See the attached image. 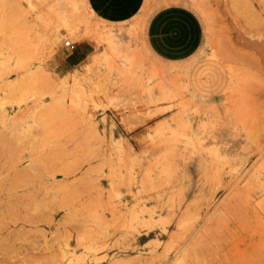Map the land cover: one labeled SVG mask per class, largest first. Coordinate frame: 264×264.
I'll return each instance as SVG.
<instances>
[{
  "label": "rangeland",
  "instance_id": "374dc122",
  "mask_svg": "<svg viewBox=\"0 0 264 264\" xmlns=\"http://www.w3.org/2000/svg\"><path fill=\"white\" fill-rule=\"evenodd\" d=\"M172 4L199 17L214 97L193 61L147 47ZM81 39L96 51L56 75ZM0 264H264V0H143L126 18L0 0Z\"/></svg>",
  "mask_w": 264,
  "mask_h": 264
},
{
  "label": "crops",
  "instance_id": "0c3cea01",
  "mask_svg": "<svg viewBox=\"0 0 264 264\" xmlns=\"http://www.w3.org/2000/svg\"><path fill=\"white\" fill-rule=\"evenodd\" d=\"M91 2L96 9L113 18H126L138 12L143 5V0ZM144 36L149 51L156 58L170 63L193 61L188 79L196 93L214 97L224 89V74L218 63L205 58L194 60L203 43V32L199 17L190 8L178 4L158 8L148 18ZM74 42V49L54 54L50 67L56 75L69 73L96 51L95 45L88 39Z\"/></svg>",
  "mask_w": 264,
  "mask_h": 264
},
{
  "label": "built area",
  "instance_id": "2783aa9c",
  "mask_svg": "<svg viewBox=\"0 0 264 264\" xmlns=\"http://www.w3.org/2000/svg\"><path fill=\"white\" fill-rule=\"evenodd\" d=\"M74 48H75V42L74 41H71V40H65L64 41L63 50L68 52Z\"/></svg>",
  "mask_w": 264,
  "mask_h": 264
},
{
  "label": "bare ground",
  "instance_id": "6f19581e",
  "mask_svg": "<svg viewBox=\"0 0 264 264\" xmlns=\"http://www.w3.org/2000/svg\"><path fill=\"white\" fill-rule=\"evenodd\" d=\"M83 33V32H82ZM111 45V44H110ZM97 58V57H96ZM86 79V78H85ZM72 89V88H71ZM188 250V249H187ZM188 252V251H187Z\"/></svg>",
  "mask_w": 264,
  "mask_h": 264
}]
</instances>
